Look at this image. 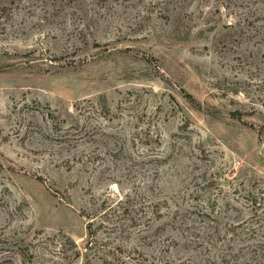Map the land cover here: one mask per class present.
Here are the masks:
<instances>
[{"label": "rangeland", "instance_id": "obj_1", "mask_svg": "<svg viewBox=\"0 0 264 264\" xmlns=\"http://www.w3.org/2000/svg\"><path fill=\"white\" fill-rule=\"evenodd\" d=\"M0 264H264V0H0Z\"/></svg>", "mask_w": 264, "mask_h": 264}]
</instances>
